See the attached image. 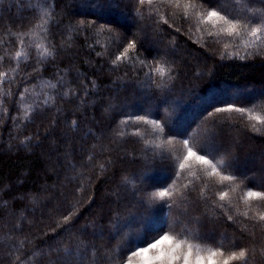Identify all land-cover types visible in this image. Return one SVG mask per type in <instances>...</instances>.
I'll return each instance as SVG.
<instances>
[{
  "label": "trees",
  "instance_id": "obj_1",
  "mask_svg": "<svg viewBox=\"0 0 264 264\" xmlns=\"http://www.w3.org/2000/svg\"><path fill=\"white\" fill-rule=\"evenodd\" d=\"M213 7L255 24L264 0H0V72L8 73L0 86V264L32 252L41 254L35 264H47L44 253L55 257L78 241L135 250L168 224L173 235L198 233L188 239L202 254L254 245L250 264H264V231L250 219L264 200H244L248 190L264 192V126L216 112L234 105L264 116V55H230L237 45L244 55L246 37L219 34L203 19ZM41 10L51 14L45 43L53 52L43 59L28 36L18 44ZM160 66L163 76L150 71ZM204 145L219 150L209 155L214 163L225 160L217 175L185 162L188 147L208 155ZM165 189L171 197L155 195Z\"/></svg>",
  "mask_w": 264,
  "mask_h": 264
},
{
  "label": "snow or ice",
  "instance_id": "obj_2",
  "mask_svg": "<svg viewBox=\"0 0 264 264\" xmlns=\"http://www.w3.org/2000/svg\"><path fill=\"white\" fill-rule=\"evenodd\" d=\"M145 0H139L140 4H143ZM149 3L152 0H148ZM236 2L243 3L244 0H236ZM227 10L221 8L217 10L213 7L211 10L207 11V14L203 16V19L210 22L213 27L219 26V34H224L228 37L243 38L244 55H240L239 45H237V51L229 53L232 56H237L241 59L253 55H264V12L260 13L259 23H252V20L247 17L240 15H232L231 13L225 14ZM249 13L256 16V13L252 9H248ZM51 14L46 10H41L39 18L36 23L33 24L32 28L28 32L22 34L21 38L18 40V44L23 47L24 39L23 36L29 37V47L35 49L36 54L41 59L47 58L53 55L50 47L45 43L48 39L49 28L47 27L49 23V16ZM166 22V21H165ZM209 35H217L216 32H209ZM135 47V43H129L127 49L116 57V61H121L127 58L128 49ZM227 48V45L225 46ZM17 58L21 56H27L26 51H17L15 53ZM2 59V57H0ZM114 61V63L116 62ZM155 73L163 76L165 74V68L163 66L155 67L150 69ZM8 76L7 72H0V86L4 85L6 82L5 78ZM54 87V85L52 86ZM27 91V90H25ZM21 98H23L24 93H20ZM51 98L45 99L44 103L47 104ZM33 110H35L33 108ZM216 112L219 113H239L241 117L247 115L249 121H256L260 125L264 126V116L254 115L251 109L238 108L234 105H229L226 108H218ZM211 115V114H210ZM28 111L24 112V118H28ZM137 121L144 120V117H137ZM150 124H156L159 127V123L156 121H146ZM254 131L259 132L260 128L257 127L256 123L249 125ZM184 145H188V140H184ZM202 151L208 153V155H200L194 151L191 147L187 148V155L185 157V162L189 159H195L198 163L208 166L211 169L209 175L219 174V169L217 168V163L220 165H225V160L221 158L214 163L212 159H209V155L215 156V152L219 151L208 146H202ZM89 156V160H91ZM181 169L185 167V163L179 165ZM236 178L232 175H222L221 182L223 181H233ZM185 188L188 186L185 185ZM82 190V189H81ZM160 198L171 197L172 192L168 189L155 194ZM228 196V192L224 191L219 194V199L221 201L225 200ZM264 200V192L248 190L246 196L244 197L245 203L247 204L251 199ZM182 199L186 197L182 196ZM171 207V205H169ZM220 208H224V204H220ZM237 212L239 210L237 209ZM242 215L244 217H249V211L245 210ZM72 213L70 212L64 217V223H68L71 219ZM228 220H232L233 216L228 215ZM250 219L255 221L254 227L259 226L262 231H264V212L256 213ZM183 223V221H178L177 224ZM167 227L170 231H165L163 235H160L158 239H154V242L147 243L146 247L136 246L135 250L131 247L124 245H119L116 247H106L99 246L96 244H85L82 241H78L72 247H64L57 251L55 257H52L51 253H44V256L48 257L47 264H230L231 261L244 262V264H250V257L255 254L256 248L254 245L248 247L233 245V248L237 250H232L225 257V252L223 246L219 248L209 249L206 253L201 252V246L199 244L193 243L188 239L189 235H192L194 239H202L198 233H192L190 229H182L176 232V226L173 224H168ZM119 233H116L118 236ZM183 236V238H180ZM115 238V236L113 237ZM23 245V242H21ZM41 255L39 253L32 252L25 259H21L19 256L16 257V262L18 264H35L34 257ZM218 257L222 259H217ZM15 264V262H14Z\"/></svg>",
  "mask_w": 264,
  "mask_h": 264
},
{
  "label": "rangeland",
  "instance_id": "obj_3",
  "mask_svg": "<svg viewBox=\"0 0 264 264\" xmlns=\"http://www.w3.org/2000/svg\"><path fill=\"white\" fill-rule=\"evenodd\" d=\"M262 94V91H257V92H255V93H253L252 94V96L253 97H255L257 100L259 99H261L260 97V95ZM229 95L231 96V97H236L237 96V92L235 91V90H230V92H229ZM223 149H224V151H228V153H230V155H231V152H230V150H229V147H227V146H224L223 147ZM232 155H234V153H232ZM235 157H236V155H235ZM158 179H161V178H158ZM154 223V222H153ZM153 223L151 224V225H153ZM151 225H149V226H151Z\"/></svg>",
  "mask_w": 264,
  "mask_h": 264
}]
</instances>
